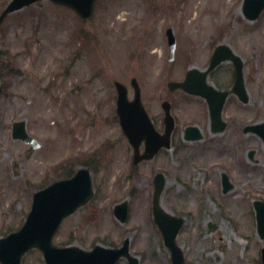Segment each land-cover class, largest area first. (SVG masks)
I'll list each match as a JSON object with an SVG mask.
<instances>
[{
  "label": "rangeland",
  "instance_id": "1",
  "mask_svg": "<svg viewBox=\"0 0 264 264\" xmlns=\"http://www.w3.org/2000/svg\"><path fill=\"white\" fill-rule=\"evenodd\" d=\"M10 1L0 0V14ZM241 7L242 0H98L94 17L83 21L43 1L10 15L0 30V238L20 229L34 193L61 177L58 163L109 144L67 167L89 169L96 195L65 220L55 245L115 248L128 239L140 264H171L152 213L153 181L162 173L161 204L185 219L177 242L187 264H262L254 203L264 201V143L244 130L264 122V13L251 22ZM169 28L177 39L172 60ZM217 42L243 59L250 102L230 96L229 127L215 134L206 102L170 92L168 84L182 81L189 68H206ZM133 79L157 129L163 130L164 101L176 119L172 148L137 166L115 119V82L127 86L132 100ZM233 79L227 63L211 83L226 90ZM18 121L27 123L39 148L13 139ZM194 125L204 137L189 142L185 129ZM224 174L232 184L228 193ZM123 202L129 212L121 223L114 207ZM22 264L45 261L34 250Z\"/></svg>",
  "mask_w": 264,
  "mask_h": 264
},
{
  "label": "water",
  "instance_id": "2",
  "mask_svg": "<svg viewBox=\"0 0 264 264\" xmlns=\"http://www.w3.org/2000/svg\"><path fill=\"white\" fill-rule=\"evenodd\" d=\"M41 0H12L8 7L0 15V28L9 14L23 9ZM53 3L66 6L74 10L82 19L89 20L93 17L96 0H49ZM264 11V0H245L243 12L249 20H256ZM170 45H174V38L171 30L168 31ZM219 48L212 59L211 69L220 61L232 59L231 55L224 58L218 57ZM239 61V60H238ZM237 64V63H236ZM241 66L237 64V82L234 91L245 103L249 101L244 88V80ZM207 73L191 71L183 83H171V90L181 88L189 93L202 96L209 104L213 131L223 132L226 123L223 121V108L230 92H219L213 86L207 84ZM1 84V82H0ZM136 88L135 100L129 102L126 87L117 83L119 92L118 113L126 135L135 148V162L152 159L162 147H170L171 133L175 126L174 118L170 113V105L164 104L166 112V133L159 135L142 104L141 90L134 80ZM197 128L188 129L190 131ZM258 134L264 141V123L246 129ZM199 132V131H198ZM13 136L15 139L24 140L34 147L36 142L31 139L26 130L25 122L14 125ZM187 139L199 140L201 135ZM146 140V152L140 156L139 146ZM165 186V178L162 174L155 179V192L153 196V215L157 226L163 234L165 246L171 252L172 264H186L182 249L177 244V237L185 220L176 218L166 212L160 204L161 196ZM224 193L232 189L229 178L224 175ZM94 196L93 182L88 170H81L69 179L57 181L49 187L37 192L33 197L32 209L27 217L24 226L16 233L0 240V261L3 264H21L23 256L32 249H39L43 253L47 264H117L125 257L129 264H139V260L130 255L129 240L124 242L122 248L106 249L97 246L92 251H85L78 247L58 248L54 246L53 239L57 234L63 221L73 215L79 208L85 206ZM257 210L258 233L264 239V202L255 203ZM115 213L121 222L128 217V204L118 205ZM263 263H264V249Z\"/></svg>",
  "mask_w": 264,
  "mask_h": 264
},
{
  "label": "trees",
  "instance_id": "3",
  "mask_svg": "<svg viewBox=\"0 0 264 264\" xmlns=\"http://www.w3.org/2000/svg\"><path fill=\"white\" fill-rule=\"evenodd\" d=\"M66 170L64 169L63 170V173H61L62 174V177H69L70 176V173H71V170H69V171H67V172H65ZM61 177V178H62Z\"/></svg>",
  "mask_w": 264,
  "mask_h": 264
},
{
  "label": "flooded vegetation",
  "instance_id": "4",
  "mask_svg": "<svg viewBox=\"0 0 264 264\" xmlns=\"http://www.w3.org/2000/svg\"><path fill=\"white\" fill-rule=\"evenodd\" d=\"M220 67H221V66H220ZM220 67H219V68H220ZM219 68H218V69H219ZM233 75H234V78H235V71H234V69H233ZM233 83H234V82L232 81V84H233ZM163 130H164V129H163ZM163 130H162V129H158V131H159L160 133H163Z\"/></svg>",
  "mask_w": 264,
  "mask_h": 264
}]
</instances>
